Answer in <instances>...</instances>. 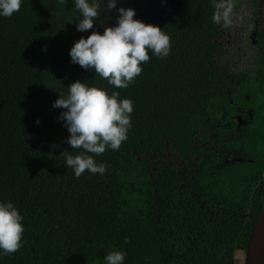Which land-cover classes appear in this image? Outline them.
I'll use <instances>...</instances> for the list:
<instances>
[{
    "label": "trees",
    "instance_id": "1",
    "mask_svg": "<svg viewBox=\"0 0 264 264\" xmlns=\"http://www.w3.org/2000/svg\"><path fill=\"white\" fill-rule=\"evenodd\" d=\"M127 1L108 11L98 0L87 32L77 31L72 0H22L0 17V201L13 202L25 229L22 247L0 264H105L112 250L126 253L125 264H239L246 252L264 207V43L260 71L227 78L214 60L222 26L211 19L212 0H186L161 28L169 56L149 52L134 82L116 88L71 63L69 52L115 26ZM77 80L133 102L128 139L95 156L103 175L77 178L62 155L83 151L67 143L65 109L53 107ZM238 104L255 119L234 139L227 123ZM213 130L247 156L227 161L205 148ZM167 146L182 166L161 163Z\"/></svg>",
    "mask_w": 264,
    "mask_h": 264
},
{
    "label": "clouds",
    "instance_id": "2",
    "mask_svg": "<svg viewBox=\"0 0 264 264\" xmlns=\"http://www.w3.org/2000/svg\"><path fill=\"white\" fill-rule=\"evenodd\" d=\"M79 13L77 31L93 29L100 16L98 0H72ZM22 0H0V17H11L21 8ZM213 23L224 28L232 24V0H212ZM117 8V0H107V10ZM116 24L105 27L103 34L93 31L81 37L70 49L71 63L84 69H92L96 76L107 80L116 88H126L142 72V64L150 59L149 52L160 58L170 54V37L159 26L134 19L131 8H119ZM60 93L54 108L65 109L59 117L70 133L67 143L74 149H82L72 155L65 151L66 167L79 178L87 170L103 175L105 165L97 163L95 156L106 150L118 151L127 139L132 127L134 111L130 99H119V92L109 94L105 89L89 86L79 80ZM39 123V121H37ZM92 154V155H90ZM23 216L11 201H0V255H9L22 247L24 235ZM125 238V243H127ZM126 253L109 251L105 264H125Z\"/></svg>",
    "mask_w": 264,
    "mask_h": 264
},
{
    "label": "flooded vegetation",
    "instance_id": "3",
    "mask_svg": "<svg viewBox=\"0 0 264 264\" xmlns=\"http://www.w3.org/2000/svg\"><path fill=\"white\" fill-rule=\"evenodd\" d=\"M254 1L256 2V0ZM254 4L259 6L257 3ZM163 5L165 4L163 3ZM258 10L261 9L254 10L245 17L249 26L234 24L227 28L222 27L219 38L215 40L217 47L213 51L215 53L214 60L227 78L233 76L240 77L249 69L254 70L253 72H256L257 69L259 71L261 70V67L258 66V62L261 60L259 59V54L262 50V43H264V19L259 20L258 17L260 14H264V12ZM232 52V60L223 59L229 58V54ZM234 91L235 89L231 90L229 93L231 103H234V100L231 98L232 92ZM233 110L235 115L227 123V126H230V124L235 126L236 129L229 132V136L235 139L243 135V133L246 132V128L254 124L255 113L252 109H247L240 104L235 105ZM212 125L220 126V122L216 120ZM213 131L215 132H208L209 141L204 142L205 148H215L216 152H220L225 156L227 161L231 159H244L247 156V153L243 149L226 148L225 145L222 144V139L221 136L218 135V130ZM216 135H218V138H216ZM205 151L206 150H204V152Z\"/></svg>",
    "mask_w": 264,
    "mask_h": 264
},
{
    "label": "water",
    "instance_id": "4",
    "mask_svg": "<svg viewBox=\"0 0 264 264\" xmlns=\"http://www.w3.org/2000/svg\"><path fill=\"white\" fill-rule=\"evenodd\" d=\"M185 3L186 0H158L153 8L141 14L137 13L134 19L162 28L173 16L183 11ZM232 160L235 159L230 161ZM236 160L242 161V159ZM244 262V264H264V207L249 236Z\"/></svg>",
    "mask_w": 264,
    "mask_h": 264
},
{
    "label": "rangeland",
    "instance_id": "5",
    "mask_svg": "<svg viewBox=\"0 0 264 264\" xmlns=\"http://www.w3.org/2000/svg\"><path fill=\"white\" fill-rule=\"evenodd\" d=\"M157 1L158 0H129L127 1L126 4H127V8L134 9L136 14L137 13L141 14L142 12H146L150 8H153ZM102 2H103L102 4L103 8L104 6L106 8L107 5H105V3L107 2V0H102ZM254 3L259 4V6L255 5ZM232 5H233V12L231 14V19H232L231 25L244 24V25L249 26L248 21L245 19V17H247L248 14H251L252 11L257 10L259 8L261 10H258V11L264 12V0H256V2L254 0H232ZM104 12H102V14H104ZM100 13H101V10H100ZM240 16H244V17H240ZM258 19L259 20L264 19V14H260ZM229 55H230L229 58L227 57L223 59L232 60L233 52L230 53ZM151 163L152 165L154 164L153 159L151 160ZM161 163L164 165H174L176 167L182 166L183 164L182 159L177 157L176 154L172 150H170L168 146H167V151L165 153V157L161 159ZM236 257L238 259L239 264H244L245 253L238 252Z\"/></svg>",
    "mask_w": 264,
    "mask_h": 264
}]
</instances>
